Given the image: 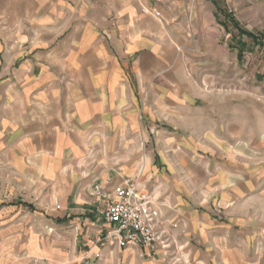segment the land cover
<instances>
[{"label":"crops","instance_id":"obj_1","mask_svg":"<svg viewBox=\"0 0 264 264\" xmlns=\"http://www.w3.org/2000/svg\"><path fill=\"white\" fill-rule=\"evenodd\" d=\"M208 8L0 0V154L78 203L96 183L139 178L168 242L151 256L127 248L140 264H264V108L203 95L195 60L206 55L188 35ZM100 146L124 165L85 175ZM80 211L77 233L94 244L102 225Z\"/></svg>","mask_w":264,"mask_h":264},{"label":"rangeland","instance_id":"obj_2","mask_svg":"<svg viewBox=\"0 0 264 264\" xmlns=\"http://www.w3.org/2000/svg\"><path fill=\"white\" fill-rule=\"evenodd\" d=\"M205 1L209 16L204 13L197 22L198 33L193 29L188 35L191 52H196L198 44L202 49L198 53L206 55L195 60L203 95L216 92L223 97L252 98L258 108H264V0ZM106 150L104 146L91 149L88 157L92 158L84 164L85 175L124 165L118 160H101ZM140 162H136L137 167ZM120 179L116 185L124 181ZM53 187L44 176L21 175L10 166L9 158L0 154V264H77L92 251L96 243L81 239L73 217L90 207L98 219V196L93 189L89 196L87 190L86 199L78 203L74 195L60 198V190ZM157 223L161 239L156 253L168 246L166 231L158 219ZM94 225L95 231L101 222ZM100 249L103 258L99 264H140L137 251L129 256L127 248Z\"/></svg>","mask_w":264,"mask_h":264},{"label":"built area","instance_id":"obj_3","mask_svg":"<svg viewBox=\"0 0 264 264\" xmlns=\"http://www.w3.org/2000/svg\"><path fill=\"white\" fill-rule=\"evenodd\" d=\"M142 9L149 11L144 7ZM123 179L116 186L108 180L92 187L99 199L98 222L102 225L95 239L96 244L101 248L138 246L146 249L150 256L155 255L161 235L157 228L159 214L153 193L144 189L135 176ZM102 254L101 249L96 252L88 250L77 264H99Z\"/></svg>","mask_w":264,"mask_h":264}]
</instances>
